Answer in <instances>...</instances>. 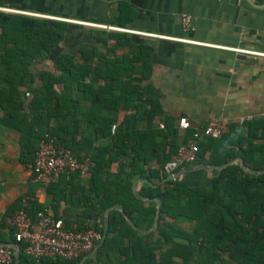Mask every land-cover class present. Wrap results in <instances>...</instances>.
I'll list each match as a JSON object with an SVG mask.
<instances>
[{"label":"trees","instance_id":"1","mask_svg":"<svg viewBox=\"0 0 264 264\" xmlns=\"http://www.w3.org/2000/svg\"><path fill=\"white\" fill-rule=\"evenodd\" d=\"M127 19L118 16L100 22L124 28ZM71 29L78 28L0 11V123L20 135L24 164L33 163L38 141L47 137L87 165L88 193L95 202L88 218L94 223L79 231L92 228L102 236L105 210L120 209L109 212L106 238L83 264H264V174L251 175L235 163L214 171L211 187H188L180 180L162 182L169 175L164 166L181 146L193 141L197 144L195 161L172 173L200 165L219 168L237 158L252 172L264 170V119L229 126L217 140H196L191 128L179 139L178 124L164 121L162 129L153 125L160 115L157 96L148 94L142 86L145 75L134 66L148 53L127 45L123 35L95 29L88 33L107 53L128 46L130 57L125 54L107 61L95 43L58 52ZM71 38L79 40L80 36ZM110 41L115 42L113 49ZM44 62L51 63L52 71L38 69ZM84 103L88 108H82ZM128 109L134 114L117 124V114ZM142 121L147 128L138 130ZM85 122L93 127L96 140L105 141L99 147L82 138ZM114 163L116 173L110 174ZM136 180L156 187L144 184L135 194ZM156 198V227L139 234L127 219L148 231L154 223ZM38 211L26 210L32 220ZM16 245L18 264H36L25 255L24 245ZM85 255L74 261L46 259L40 264L77 263Z\"/></svg>","mask_w":264,"mask_h":264},{"label":"crops","instance_id":"2","mask_svg":"<svg viewBox=\"0 0 264 264\" xmlns=\"http://www.w3.org/2000/svg\"><path fill=\"white\" fill-rule=\"evenodd\" d=\"M250 1L252 4L247 0H0V9L11 10L0 11L53 18L78 28L69 31L58 52H72L83 44L95 43L97 49L102 48L99 50L105 60L112 62L125 54L130 57V47L107 53L88 32L95 29L107 35L125 36L127 45L142 47L143 54L148 53L144 61L134 66L145 75L142 86L148 88V94L157 96L160 115L154 119V126L162 129L164 121L177 125L183 117L194 131L207 126L224 130L264 119V57L238 51L264 53V0ZM118 16L128 18L124 28L103 23ZM182 16L189 17L188 29L181 25ZM77 33L80 39L73 40L71 37ZM114 44L110 41L109 47L113 49ZM40 68L53 69L50 62L38 65ZM82 108H88V104H82ZM132 114L130 109L120 111L117 124ZM2 115L0 112V118ZM81 126L82 138L93 147L105 142L95 139L89 122ZM137 128L144 130L147 124L139 122ZM178 134L181 139L183 131ZM32 143L35 145V140ZM21 154L20 135L0 123V246L13 249L11 216L18 209L26 212L39 208L71 231L94 223L88 218L89 207L95 202L88 193L85 163L80 162L86 167L85 173H75L68 179L61 177L44 186L32 180L31 164L22 163ZM206 166L209 165L186 172L197 167L181 169L175 172L180 173L176 180L188 187H211L216 170ZM116 170L114 163L109 173L115 174ZM142 181L146 180L134 182L135 194L144 184L155 186ZM87 255L77 263L63 264H83L94 256L85 259Z\"/></svg>","mask_w":264,"mask_h":264},{"label":"built area","instance_id":"3","mask_svg":"<svg viewBox=\"0 0 264 264\" xmlns=\"http://www.w3.org/2000/svg\"><path fill=\"white\" fill-rule=\"evenodd\" d=\"M3 11H11L0 9ZM16 12L17 11H12ZM108 30H119L115 27L89 24ZM181 25L184 29L189 28V17H181ZM254 57H264V53L242 51ZM178 128L181 131L190 129L186 118L178 119ZM115 126L111 127L114 133ZM222 130L217 127L207 126L194 131V139L207 137L213 140L220 139ZM197 144L195 141L188 146H181L177 155L170 160L164 170L171 174L177 167L183 164H191L195 161ZM32 180L35 183L48 186L57 179H68L75 173H85L86 167L75 159L69 150L56 147L54 141L44 137L38 141L37 151L30 167ZM11 224L13 238L16 244L24 245L25 255L34 263L40 264L43 260L51 261H74L89 253L101 239V235L94 229L86 231H70L63 228L60 221L53 220L45 211L35 214L34 219L22 209L12 213ZM14 262V250L0 246V264H12Z\"/></svg>","mask_w":264,"mask_h":264},{"label":"water","instance_id":"4","mask_svg":"<svg viewBox=\"0 0 264 264\" xmlns=\"http://www.w3.org/2000/svg\"><path fill=\"white\" fill-rule=\"evenodd\" d=\"M247 2H248L249 4H252L250 0H247ZM253 6H255V5H253ZM47 18H49V17H47ZM50 20H53V18H50ZM67 22H71V21H67ZM71 23H74V22L72 21ZM76 23H79V22H76ZM235 163H239L240 166L242 167V169H243L245 172H247V173H249V174H251V175L258 176V175H262V174H264V170H262V171H260V172H252V171L248 170V169L246 168V166H244L243 161H242L241 158H237V159H235L234 161H232V162H230V163H227V164L224 165L223 167H219V168H218V167H212V168H214L216 171H221V170H223L225 167H227V166H229V165H231V164H235ZM206 167H209V166H206ZM196 169H198V167H197V168H190V169H187V170H185L184 172H186V171H192V170H196ZM179 175H180V173H171V174H169V175H168V176H167L162 182L175 181ZM142 182H144V183H146V184H149L147 181H142ZM153 187H155V186H153ZM133 191H134V193H135V185H134V187H133ZM137 197H138V196H137ZM138 198H139V197H138ZM139 199H141V198H139ZM154 200H155V202L157 203V210H156V214H155V218H154V223H153L152 227H151L148 231L140 230L139 228H137L135 225H133V224L127 219V222L130 224V226H131L135 231H137L139 234H142V235H144V234H148V233L154 231V229H155V227H156V222H157V219H158V216H159V209H158V203H159V200H158L157 198L154 199ZM111 210H120V209H119V208H116V207H112V208L108 209V210L105 212V214H104V220H103V232H102V237H101L100 241L97 243V245H96V246H95V247H94V248L88 253V255L86 256L85 259L91 257L93 254L96 253V251H97L99 248H101V246H102V244H103V242H104V240H105V238H106V235H107V231H108V221H109L108 214H109V212H110ZM3 247H4V246H3ZM11 247H12L13 250H14V264H18V252H19L18 246L15 245V244H13Z\"/></svg>","mask_w":264,"mask_h":264}]
</instances>
